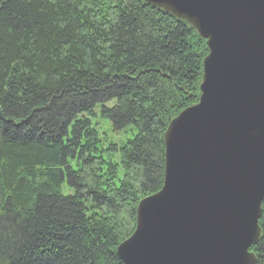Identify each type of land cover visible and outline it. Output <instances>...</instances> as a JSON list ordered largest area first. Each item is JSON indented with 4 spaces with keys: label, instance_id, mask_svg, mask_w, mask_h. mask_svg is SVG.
Here are the masks:
<instances>
[{
    "label": "trees",
    "instance_id": "obj_1",
    "mask_svg": "<svg viewBox=\"0 0 264 264\" xmlns=\"http://www.w3.org/2000/svg\"><path fill=\"white\" fill-rule=\"evenodd\" d=\"M207 53L143 0H0V264H123Z\"/></svg>",
    "mask_w": 264,
    "mask_h": 264
},
{
    "label": "water",
    "instance_id": "obj_2",
    "mask_svg": "<svg viewBox=\"0 0 264 264\" xmlns=\"http://www.w3.org/2000/svg\"><path fill=\"white\" fill-rule=\"evenodd\" d=\"M206 39L199 101L164 133L162 188L137 206L123 264H257L264 200V0H144Z\"/></svg>",
    "mask_w": 264,
    "mask_h": 264
},
{
    "label": "rangeland",
    "instance_id": "obj_3",
    "mask_svg": "<svg viewBox=\"0 0 264 264\" xmlns=\"http://www.w3.org/2000/svg\"><path fill=\"white\" fill-rule=\"evenodd\" d=\"M112 135H115L116 138L120 139V141H123L127 137L128 133H126L125 131H120L117 134L112 133Z\"/></svg>",
    "mask_w": 264,
    "mask_h": 264
}]
</instances>
